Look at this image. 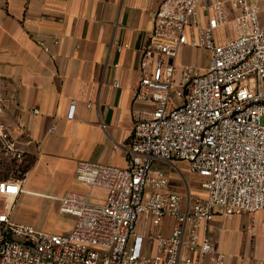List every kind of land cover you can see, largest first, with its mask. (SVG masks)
<instances>
[{
    "label": "built area",
    "instance_id": "obj_1",
    "mask_svg": "<svg viewBox=\"0 0 264 264\" xmlns=\"http://www.w3.org/2000/svg\"><path fill=\"white\" fill-rule=\"evenodd\" d=\"M151 21L135 99L155 107L135 118L125 145L129 166L78 162L77 180L106 189L107 196L101 203L76 191L58 197L60 212L75 217L67 234L15 220L18 198L28 190L22 178L0 180V264H226L207 231L217 209L226 216L264 212V15L258 0H163ZM222 29L232 34L221 38ZM184 46L208 51L203 72L179 64ZM74 111L73 103L69 118ZM0 157L24 160L1 116ZM173 161L189 164L203 194L188 185L172 188L159 163ZM167 216L177 220L169 235L162 231ZM140 218L152 225L143 234L136 231Z\"/></svg>",
    "mask_w": 264,
    "mask_h": 264
},
{
    "label": "crops",
    "instance_id": "obj_2",
    "mask_svg": "<svg viewBox=\"0 0 264 264\" xmlns=\"http://www.w3.org/2000/svg\"><path fill=\"white\" fill-rule=\"evenodd\" d=\"M162 1L0 0V116L24 155L18 163L21 175L10 178H22L28 190L18 198L15 220L46 230L48 217L56 216L63 231L55 233L67 234L75 217L60 212L58 197L68 191L90 198L98 194L99 200H91L101 203L107 196L106 189H89L77 180L78 162L129 166L125 145L135 118L155 107L136 100L135 90L152 29L151 13ZM258 3L264 15V0ZM225 31L232 34L231 29L219 33ZM178 61L201 73L209 53L184 46ZM164 164L159 163L176 189ZM40 200L48 209L42 222L31 216L32 203ZM176 224L167 216L163 233L169 235ZM151 227L140 218L136 231L143 234ZM207 231L216 249L226 253V264H242L243 259L264 264V212L226 216L218 208ZM153 251L148 247L149 254Z\"/></svg>",
    "mask_w": 264,
    "mask_h": 264
},
{
    "label": "rangeland",
    "instance_id": "obj_3",
    "mask_svg": "<svg viewBox=\"0 0 264 264\" xmlns=\"http://www.w3.org/2000/svg\"><path fill=\"white\" fill-rule=\"evenodd\" d=\"M219 36L222 38V33L219 34ZM262 124H264V116L261 118ZM166 170L170 173L172 181L175 183V187L177 190H185V187L187 185L191 186L193 188V193L195 195L202 193L203 191H200L198 187V183L200 181L199 177L192 173L188 169V165L185 162H167L164 164ZM19 165L16 161L10 159V158H1L0 159V179H6L10 178V176H19L21 174H18ZM13 178V177H11ZM15 178V177H14ZM100 195L98 194H92L91 198L95 201L100 199ZM45 204H43L40 201H35L32 203L31 208V216L35 217L37 220L45 221L46 214L48 213V209L46 210ZM26 211V210H25ZM27 212V211H26ZM27 214H30V211L27 212ZM36 222V221H35ZM57 222L56 216H49L48 217V225H46V230L48 231H54V232H62L63 230L58 227V225L55 223Z\"/></svg>",
    "mask_w": 264,
    "mask_h": 264
}]
</instances>
